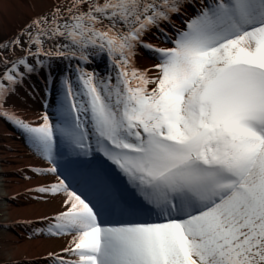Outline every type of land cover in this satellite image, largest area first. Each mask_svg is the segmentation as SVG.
<instances>
[{"label": "snow or ice", "instance_id": "6c2138e0", "mask_svg": "<svg viewBox=\"0 0 264 264\" xmlns=\"http://www.w3.org/2000/svg\"><path fill=\"white\" fill-rule=\"evenodd\" d=\"M27 6L0 122L54 206L16 226L62 241L27 264H264V0Z\"/></svg>", "mask_w": 264, "mask_h": 264}, {"label": "bare ground", "instance_id": "6f19581e", "mask_svg": "<svg viewBox=\"0 0 264 264\" xmlns=\"http://www.w3.org/2000/svg\"><path fill=\"white\" fill-rule=\"evenodd\" d=\"M28 3L29 0H0V35L12 34L33 14ZM145 62L139 61L141 64ZM34 114L30 113L33 117ZM35 163L36 160L13 129L0 122V226H10L9 231L0 227V264L37 261L48 251L59 249L62 244V241L54 239H26V230L16 226V221L50 213L54 207L35 204L21 195L36 183L35 180L24 179V175H32L27 169Z\"/></svg>", "mask_w": 264, "mask_h": 264}, {"label": "rangeland", "instance_id": "374dc122", "mask_svg": "<svg viewBox=\"0 0 264 264\" xmlns=\"http://www.w3.org/2000/svg\"><path fill=\"white\" fill-rule=\"evenodd\" d=\"M4 36L0 35V38H3Z\"/></svg>", "mask_w": 264, "mask_h": 264}]
</instances>
